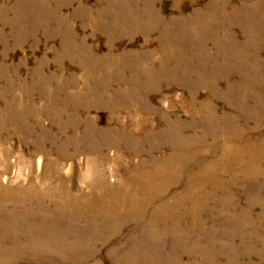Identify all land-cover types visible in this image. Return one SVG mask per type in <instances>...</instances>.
Wrapping results in <instances>:
<instances>
[{"label":"rangeland","instance_id":"rangeland-1","mask_svg":"<svg viewBox=\"0 0 264 264\" xmlns=\"http://www.w3.org/2000/svg\"><path fill=\"white\" fill-rule=\"evenodd\" d=\"M213 1L215 0H0V109L5 106L4 104L14 100H23L24 105L29 103L28 100H32V106L38 111L45 110L48 105L47 100L57 99L61 105L66 100H96L93 95H90V91L94 94H98V92L100 95L104 94L101 87L107 83L108 75H112L117 69H102V65H98L93 70L89 66L93 60L101 61L108 57L119 63L132 62L133 66H139L140 62L139 67L143 72L155 74H149V78L147 73L142 72V76L137 79V82L139 89L142 90L141 94L144 96L141 100H147L157 111L151 116L152 124L158 134L165 135V138H172L176 134L174 131L173 135H170L168 131L165 132L169 125H173L175 130L183 128L181 136H178L181 142L187 139L204 141V132L188 129L191 126V117L188 113L189 104L195 97L198 107L204 108L201 110L203 111L202 115L209 113L205 111L207 105H213L212 107H215L214 110L219 118L232 119L233 128H230L229 134H220L215 139L207 138L202 146L194 150L197 151L198 157L205 160V182L200 187V191L209 195L204 200L206 213L207 211L213 213L211 216L213 219H211L205 212H202L206 224L204 231L206 234L212 231L218 232L219 239L212 241H215L217 245H222L228 242V235L235 229L250 239L251 226L239 224L234 228L232 223L246 215L258 222L264 213V175L259 179L252 180L245 176L246 172L253 171L252 166L242 164V162H231V158L239 151L235 133H233L236 130L241 132V137L246 142L257 145L262 142L264 138V100H257V102L247 100L243 102L244 110H241L237 101L232 105L224 99L213 97L207 88H203V86L196 88V82L202 76V71L189 69V72L183 73L175 68V63L161 64L163 57L161 47L164 43L162 31L155 30L148 34L140 30H127L126 33H120L121 30L115 24L123 21V19L119 20V16L126 9V5L136 4L143 11L146 7L145 4L151 2V6L159 12L162 18L173 20L175 18L188 19L195 11L205 9ZM226 1L231 2L233 8H240L243 4V0ZM113 6L121 9V13L118 12L117 18L110 21L113 17L111 15ZM101 13H103V17ZM131 21H139V19ZM145 21L148 20L141 19L139 22ZM261 25L262 29L264 24ZM106 26L115 28L112 32H108L105 29ZM145 27L154 29V26L149 22L145 24ZM233 31L241 42L246 40L240 27H233ZM204 41L205 39L200 35L189 37L188 42L183 41L181 49H185V56L191 58V44H200V48L203 49ZM226 42L228 44L229 39ZM207 46L214 55L215 49L212 42L208 41L206 48ZM260 55L264 61V48ZM148 56L150 57L148 58ZM141 57H147V59ZM170 71L176 75L180 74L181 78L186 76L187 80L183 83L176 77L167 78L168 80L162 77L153 81L155 77L161 76V72L165 75ZM118 72L123 80H126L127 77L129 79V75H131L129 69L125 68H121ZM244 75H246L245 72ZM220 76L225 77L221 72ZM241 79V75L233 76V81ZM222 82L220 89L225 92V82ZM150 83V86L153 85L154 88L147 87ZM112 89L116 90V86L114 85ZM106 94L111 95L112 90ZM103 100H108V96L103 97ZM67 106L69 108H63V111L67 110L68 113L59 118V125L56 123L57 118L46 111L30 117L31 125L38 126V129H36V134H30L27 146L21 143V136L15 135L14 130L0 132V174L8 172L10 178L8 183H3L0 180V188L11 190L20 188L42 195L45 210H47V214L53 215L54 220L59 217L61 219L62 210L60 212L56 206L63 204L64 200H67L66 197L69 198V201L75 198L79 204L84 205V201L90 197L89 194L96 185V170L100 174V183L122 188L126 185V179L135 172L139 165L145 161L149 162L147 158L149 145L141 146L137 151L131 152L123 147V144H113L104 147L101 154H89L83 149H79L80 142L77 140L83 137L89 124L101 131L116 129L119 125H127L128 129L125 132L130 129L132 131L133 124L141 122L142 119V116L139 115L141 114L140 105L115 113L110 112L107 105L103 106L102 104L99 108H91L90 111H86L81 108L85 106V102H82L79 103L78 112L73 107L75 105L68 104ZM73 112L79 116L76 124L72 122L74 117H71V114ZM253 114H258L259 121L252 116ZM179 124L183 127H180ZM259 125L261 126L258 131H254ZM219 127H226V124L223 122ZM149 129L133 130V133L142 136ZM90 139L93 140L92 137ZM39 140L42 149L37 150L36 144ZM84 143L87 144L86 141ZM185 149H180V151L184 152ZM37 153L43 154V164L39 172L34 169ZM174 155V149L168 146H164L160 152L155 154L158 159L174 157ZM184 156L179 153L180 158ZM251 157L252 154H249L245 160ZM13 158L17 161L21 160V162L14 166V163L11 164ZM69 161L73 162V170L67 176L63 169ZM173 166L175 164L170 163L167 168L172 170ZM256 168L264 174V161L260 162ZM13 169L14 177H11L10 173ZM189 170L194 173L198 168L191 165ZM213 186H216L217 190H214ZM181 192L182 186H172L164 199L171 200ZM9 215L11 218L17 219L13 213L10 212ZM51 217L49 216V218ZM262 222L260 228L264 231V221ZM56 223L46 232L37 231L29 234L25 229L17 230L8 226H0V241L3 239L2 236L21 239L20 245L23 244V250L21 249L20 253H24L23 257H15V249L9 246L10 243H0V249H4L3 247L9 250L13 249L9 261L0 257V264H71L65 260L55 263L34 260L36 259L34 256L39 254L47 257V260L50 259L49 261L56 259L55 257L59 253L58 245L60 246L59 243H61L59 241L64 236L62 234L64 231L60 226L61 220ZM135 230L136 228L129 224L122 228L119 235L109 244L102 246L97 243V255L80 264H113L109 259V253ZM39 235L43 236L36 240L35 244L43 247L44 250L29 248L32 245L31 239L35 240ZM53 238H57V242L50 243L49 240ZM244 239L246 240V238ZM68 243H71L70 245L79 244L80 249L85 248V243H72L71 241ZM234 244L241 252H246L248 248L252 249L253 255L240 260L220 256L217 264H264V260L258 257L262 250L260 245L249 243V241L244 242L240 238H235ZM190 263L208 264L197 255L184 254L181 264ZM137 264H143V262Z\"/></svg>","mask_w":264,"mask_h":264},{"label":"bare ground","instance_id":"bare-ground-1","mask_svg":"<svg viewBox=\"0 0 264 264\" xmlns=\"http://www.w3.org/2000/svg\"><path fill=\"white\" fill-rule=\"evenodd\" d=\"M145 5L143 11L136 4L126 5V9L122 13L121 9L113 6L111 11L113 17L110 21L116 19L119 12L121 13L119 20L123 19V21L115 24L121 30L120 33H126L127 30H140L148 34L155 30L162 31L164 43L161 47L163 56L161 64L175 63V68L183 73L189 69L191 71L195 69L198 72L202 71V76L196 82V88L201 86L207 88L213 97L224 99L232 105L236 104L237 101L241 110H244L243 102L247 100L256 102L257 100H264V61L260 55L264 48V27L261 29V24H264V0H243L240 8H233L232 3L226 0H215L209 6L207 5L205 9L195 11L188 19L175 18L173 20L162 18L159 12L151 6V2ZM116 8L117 10H115ZM229 9L230 11H228ZM101 15L103 17V13ZM138 19L139 21L141 19L148 21H131ZM148 22L154 26V29L145 27ZM257 25L261 26L258 27ZM235 26L243 30L246 37L245 41L241 42L239 40L233 31ZM113 28L110 26L105 27L108 32H112ZM195 35H200L201 38L205 39L203 49L200 48V44H191V58H187L185 49H181L183 41L188 42V38H193ZM227 39H229L228 44ZM208 41H211L214 45V55L208 46V49L206 48ZM141 58L147 59V57ZM132 64L129 61L119 63L113 58L109 59V57L101 61L93 60L89 66L93 70L98 65H102V69H117L112 75H108L107 83L101 87L104 94L100 95L99 92L94 94L89 90L90 95H93L96 100H66L62 105L57 99L47 100L48 105L45 110L39 111L32 106V100H28L29 103L26 105L29 106L24 105L23 100H14L4 104L5 106L0 109V132L14 130L15 135L21 136V143L27 146L30 134H36V129H38V126L31 125L29 118L41 114L42 111L54 115L58 120L56 123L59 125V118L68 113L67 110L63 111V108H69L68 104L75 105L76 107H73L76 108V112H78L79 103L82 102H85V106L81 108L86 111H90L91 108H99L101 104L103 106L107 105V109L112 113L140 105L141 122H135L132 127L133 130L137 131L150 128L145 135L141 136L140 134L138 136L131 129L125 132L128 129L127 125H119L116 129L101 131L96 129L94 125L89 124L83 137L77 140L80 142L79 149H83L89 154H101L104 147L113 144H123V147L131 152L137 151L141 146L149 145L150 148L147 150L149 162L145 161L141 165L138 164L139 166L126 179V185L122 188L100 183V174L96 170V185L89 194V200L84 201V199V205L81 203L80 205L77 199L71 198L72 200L69 201V198L66 197L67 200H64L63 204L56 206L57 210H62L63 213L61 219L59 217L56 220L53 219V215L47 214V210H45L42 203V195L20 188L11 190L1 187L0 226H8L17 230L25 229L29 234L37 231L46 232L48 228L61 220L60 226L64 231L62 232L64 236L59 241L61 243H59L60 246L58 245L59 253L55 257L56 259L49 261L50 259L47 260V257L39 254L34 256L36 258L34 260L39 262L55 263L61 260L71 264L87 262L97 255V243L102 246L109 244L119 235L122 228L129 224L134 226L136 230L131 232L130 236L125 238V241H122L109 253V259L113 264H137L140 262H143V264H181L184 254L197 255L203 262L208 264H217L220 256L235 258L236 260L250 258L253 255V250L248 248L246 252H241L234 244L235 238L260 245L262 250L258 257L264 260V231L260 228L262 221H264V213L260 216L258 222L246 215L232 223L234 228L239 224L251 226L252 235L250 239L235 229L228 235L227 243L217 245L215 241L219 239L218 232L212 231L206 234L204 231L206 224L202 212L206 213L204 200L209 195L208 193L207 195L202 193L200 187L205 182L206 165L205 160L198 157L196 155L197 151L194 149L202 146L207 138L215 139L220 134H229L230 128H233L232 119L219 118L216 110H214L215 107L213 108L211 104L207 105L205 109L209 113L202 115L203 111L201 110L204 108L198 107L196 98L192 96L194 100H191L188 109L191 126L188 129L204 132V141L187 139L181 142L178 136H181L183 128L175 130V127L169 125L168 122L167 126H169L165 132H170V135L175 132L174 137L168 139V137L165 138V135H159L152 124L151 117L157 111L147 100H141L144 96L141 94L142 90L139 89L137 82L143 72L139 67L141 64L140 62L138 63L139 66H133ZM121 68L129 69L131 74L129 79L128 77L126 80L122 79L120 72H118ZM220 72L225 76L224 78L220 76ZM244 72L246 75H244ZM143 73H147L150 78V73L147 71ZM150 75L155 74L151 73ZM179 75L172 71L166 72L165 75L161 72V76L155 77L153 81L162 77L163 79L176 77L181 82L187 80L186 76H183L185 78L183 79ZM235 75H241L242 79L233 81ZM222 81L225 82V92L220 89ZM114 85L116 90L112 89ZM150 85L151 83L147 86L149 89L154 88L153 85ZM111 90V95L106 94ZM105 96H108V100H103ZM252 116L259 121L258 114ZM71 117H74L72 122L76 124L79 116L73 112ZM228 121H230V127ZM223 122L226 127H219ZM179 126L183 127L180 124ZM260 126H257L254 131H258ZM233 133H235L239 151L237 155L231 158V162H242V164L252 166L253 171L246 172L245 176L252 180L259 179L264 174L256 166L264 161V138L257 145L244 141L240 131L236 130ZM91 137L93 140L90 139ZM84 141L87 142L86 145ZM40 142L39 140L36 144L37 150L42 149ZM164 146L174 149V157L156 158V152H160ZM180 149H185V151H180ZM179 153L185 156L180 158ZM249 154H252V157L245 160ZM36 156L34 169L39 172L43 164V154L37 153ZM20 162L21 160L17 161L13 158L11 164L14 163L15 166ZM170 163L175 164L172 170L167 168ZM191 165L198 168L197 172L192 173L189 170ZM71 170H73V162L69 161L63 171L69 176ZM10 174L11 177H14V169ZM0 180L3 183H8L10 180L8 172L0 174ZM177 185L182 186L181 194L176 195L171 200H165L164 196L169 193L170 188ZM213 189L217 190V187L213 186ZM189 203L192 205L189 206ZM10 212L17 219L11 218ZM89 214H91L90 217ZM206 214L210 217L213 215L211 211H207ZM49 216L52 217L49 218ZM42 236L39 235L37 239L33 236L35 240L31 239L32 245L29 248L44 250L43 247L35 244L36 240ZM2 238L1 244L10 243L9 246L15 249V257L24 256L23 252L20 253L23 250V244L20 245L21 239H11L5 236H2ZM68 241L85 243V248L80 249L79 244L70 245L71 243H68ZM49 242H57V238H53ZM3 248L0 249V257L5 261H9L13 249L11 247L10 250L6 247Z\"/></svg>","mask_w":264,"mask_h":264}]
</instances>
